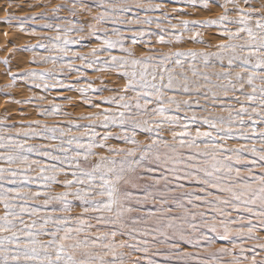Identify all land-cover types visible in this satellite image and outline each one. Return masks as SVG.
Listing matches in <instances>:
<instances>
[{
    "label": "snow or ice",
    "instance_id": "1",
    "mask_svg": "<svg viewBox=\"0 0 264 264\" xmlns=\"http://www.w3.org/2000/svg\"><path fill=\"white\" fill-rule=\"evenodd\" d=\"M170 2L221 11L181 19ZM18 6L4 0L2 23L36 37L22 51L50 67L8 68L0 87L43 118L0 114V264H264V0H62L23 17ZM85 40L97 43L73 49ZM113 75L121 86L108 87ZM18 81L73 90L90 111L15 99Z\"/></svg>",
    "mask_w": 264,
    "mask_h": 264
},
{
    "label": "rangeland",
    "instance_id": "2",
    "mask_svg": "<svg viewBox=\"0 0 264 264\" xmlns=\"http://www.w3.org/2000/svg\"><path fill=\"white\" fill-rule=\"evenodd\" d=\"M62 0H15V4L19 5L18 7H13L10 9V11L16 15V16H28L33 13H40V12H49L51 8L58 3H61ZM91 2V0H89ZM4 3V0H0V6H2ZM46 5V7H45ZM173 7L177 8H183L185 13H190V15H181V19H188V20H204L208 18H214L216 15L220 13L219 8H213L211 12H206L201 10L200 8H192L184 5L182 2H170L167 4V10L170 14V16H176L178 15L177 13H173L171 9ZM61 16H67V12H61L59 13ZM5 16L4 11H0V38L1 34L4 31L7 33L8 38V44L10 45V50L5 51L4 47L3 49H0V61H2L4 58H8L10 63L6 67L3 63H0V87H2L5 84L10 83V79L7 76V70L8 68L11 69L12 72H23L27 70H36L39 71L43 68L50 67V65H42L37 63H31L30 61L32 60L33 52H26L22 51V49L27 46V45H36L40 41L36 37H32L26 33L20 32L18 27H9L8 25L2 23L3 19ZM79 19H87V17H80ZM175 22V20L173 21ZM14 24L16 23L15 21L13 22ZM29 27H36L37 32L42 34V35H54V33L49 32L47 29H42L38 25L35 24H30L28 25ZM9 34V35H8ZM3 35V34H2ZM74 35V34H73ZM128 35H131L128 33ZM13 36V37H12ZM12 37V38H10ZM204 39L212 43L213 45L218 43V34L215 29H211L205 32L204 34ZM11 40V41H10ZM97 42L92 40V41H82L81 45H74L72 46L74 50H80L83 52H87V45L91 44L92 46H95ZM156 47H161L160 45H156ZM184 48H193V49H200L203 47L202 45L198 44H193V43H188L183 46ZM12 48V49H11ZM165 51L167 49H164ZM34 52L39 53L40 55H47L48 53L41 48H35ZM16 56V57H15ZM19 57L21 59H19ZM15 58V59H14ZM20 60L17 62V59ZM13 59V60H12ZM23 60V61H22ZM14 61V62H13ZM37 61H39V57H37ZM14 64H13V63ZM17 62V63H16ZM22 62V63H21ZM79 63V62H77ZM18 64H21L18 66ZM16 65V66H15ZM100 75L99 73H95L91 70H88V77L87 79L90 80H96V77ZM2 77V78H1ZM71 82H75L76 77L72 76ZM105 80H111V83L108 84V87H118L123 84L122 79H117L115 75L112 77H105ZM84 81L81 80L80 83H83ZM18 86L12 89H8L13 95L15 99H20V100H27L29 97L33 96L34 94L36 96H41L44 95L47 97V99L51 100L52 98L56 97L55 102L59 103L63 106L64 110L71 113V117H76L79 116L80 114H87L90 109L86 105L80 104L79 101V94L76 93L73 90H69L66 88H58V89H50L47 92H45L43 89H36L32 85H25L23 81H18ZM96 86L99 87L101 86L99 81H96ZM31 89V90H30ZM110 93L105 92L104 95H109ZM68 96L71 97V103H69L67 100H64L62 97ZM6 98L3 95H0V114H3V111L5 108L8 109L9 114L13 117V120H10L9 123H27L28 120H34V119H43L42 117L38 116L35 112V107L36 104L32 105H27V104H22V105H15V104H10L5 102ZM80 106H76V105ZM41 106H46V102L42 104ZM82 110V111H81ZM23 113V116L21 115ZM58 119L63 120L66 122L68 118L66 117H59ZM48 123H52L53 121L49 119L47 121ZM80 123H87V121H80ZM218 243H223V242H218Z\"/></svg>",
    "mask_w": 264,
    "mask_h": 264
},
{
    "label": "bare ground",
    "instance_id": "3",
    "mask_svg": "<svg viewBox=\"0 0 264 264\" xmlns=\"http://www.w3.org/2000/svg\"><path fill=\"white\" fill-rule=\"evenodd\" d=\"M0 30H2V29H0ZM4 31H6V30H4ZM4 31H2V32H3V33H2L3 35L1 34V38H0V49H3L4 47H6V48H5V51H6V50L9 51V50H10V49H9V48H10V45L8 44V38H9V36H11V35L8 34L9 36L7 37L6 35H4V33H5ZM0 33H1V32H0ZM12 37H13V36H12ZM12 37H10V38H12ZM10 41H11V40H10ZM11 49H12V48H11ZM15 57H16V56H15ZM14 59H15V58H14ZM16 59H17V58H16ZM19 59H21V58L19 57ZM12 60H13V59H12ZM16 61L19 62L20 60L17 59ZM22 61H23V60H22ZM13 62H14V61H13ZM13 62H12V63H13ZM17 62H16V63H17ZM21 63H22V62H21ZM13 64H14V63H13ZM19 65H21V64H18V66H19ZM15 66H16V65H15ZM1 78H2V77H1ZM81 111H82V110H81Z\"/></svg>",
    "mask_w": 264,
    "mask_h": 264
}]
</instances>
